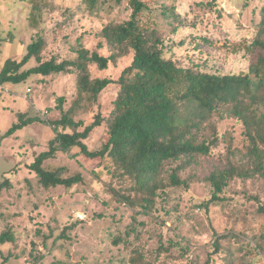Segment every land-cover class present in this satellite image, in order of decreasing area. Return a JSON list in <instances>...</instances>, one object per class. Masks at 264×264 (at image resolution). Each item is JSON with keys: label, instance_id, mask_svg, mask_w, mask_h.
<instances>
[{"label": "rangeland", "instance_id": "374dc122", "mask_svg": "<svg viewBox=\"0 0 264 264\" xmlns=\"http://www.w3.org/2000/svg\"><path fill=\"white\" fill-rule=\"evenodd\" d=\"M143 1L146 8L140 13L141 22L165 32L167 51L179 63L214 73L250 72L245 46L258 32L264 0H218L221 12L207 4L211 0ZM53 2L55 8L46 11L40 26L32 29L30 0H0V70L7 58H22L38 34L46 37L47 57H71L78 39L96 48L101 41L96 32L105 23L128 19L133 11L130 0L97 3L95 8L87 0ZM163 6L173 7L182 17V23L177 20L178 30L160 12ZM99 52L109 54L105 47ZM131 60L129 55L105 70L92 65L91 71L94 76L117 79ZM34 64L31 60L27 67ZM118 88L117 83L108 85L98 103L76 119L88 125L97 113L108 116ZM74 95L75 74L34 75L22 83L0 86V133L18 121L19 113L58 118L56 98L64 96L67 108ZM214 121L220 134L232 133L234 149L245 146L239 121L229 117ZM53 136L49 125L33 121L18 130L16 137L0 139V180L6 173L11 181L8 190L0 193V231L2 218L9 215L7 220L18 235L16 245L0 244V264H130L136 249L142 254L137 264H264V213L258 211L264 204V179H233L221 194L222 200L204 206L213 193L204 178L213 159L226 153L224 142L211 158L183 172L184 177L192 175L188 189H168L153 209L143 213L140 206L131 207L120 199V193H128L130 182L113 175L109 160L88 159L78 147L59 154L53 162L67 165L71 172L80 171L84 181L71 188L42 189L26 163L45 150ZM105 136L103 122L85 142L96 149ZM26 178L31 179L29 183ZM64 227H68L66 238L62 237ZM118 236L122 240L114 244ZM42 253L43 258L34 263V256Z\"/></svg>", "mask_w": 264, "mask_h": 264}, {"label": "trees", "instance_id": "16d2710c", "mask_svg": "<svg viewBox=\"0 0 264 264\" xmlns=\"http://www.w3.org/2000/svg\"><path fill=\"white\" fill-rule=\"evenodd\" d=\"M122 1L87 0L86 3L95 8L97 3L110 5ZM130 2L133 11L128 19L105 23L96 32L101 39L96 48H88L78 39L71 57H47L46 37L38 34L28 43L22 58L4 61L0 86L22 83L34 75L75 74V95L67 108H64V96L56 98L55 108L61 115L55 119L19 113L18 121L0 133V139L16 137L18 130L33 121L49 125L54 136L48 141L47 148L35 153L26 163L42 189L71 188L84 181L80 171L71 172L67 165L53 162L59 154L78 147L88 159L98 163L109 160L113 175L130 182L128 193H120V199L131 207L140 206L143 213L153 209L157 198L168 189H188L192 175L184 177L183 172L211 158L222 142L226 144V153L213 159L204 178L213 189L204 206L222 200L221 194L233 179H264V3L259 12L258 32L245 46L251 59V70L243 74L208 72L195 65L179 63L167 51L165 32L141 22L140 13L146 8L145 2ZM218 2L211 0L207 4L221 12ZM30 3L29 25L37 29L44 13L55 8L54 2L30 0ZM160 12L167 23L178 30L182 17L176 9L163 6ZM178 19L180 23H177ZM100 47H105L109 54H101ZM129 55L132 60L117 79L92 74V65L105 70ZM31 60L35 64L27 67ZM111 83H117L119 88L109 115L103 117L97 113L88 125L76 119L77 115L98 103L102 91ZM217 117L240 122L246 140L242 149L233 148L232 133H219L214 121ZM103 122L105 139L99 148L90 149L85 140ZM82 126L84 129H80ZM29 180L24 179L27 183ZM10 186L11 181L4 173L0 193ZM258 211L264 213V204ZM8 218L9 215L2 218L4 228L0 231V244L16 245L18 235ZM66 228L62 230L64 238ZM121 240V236L115 237L114 244ZM215 246L218 251V242ZM141 255L134 250L130 264H137ZM34 258L36 263L43 258V253ZM7 259L8 256L4 261Z\"/></svg>", "mask_w": 264, "mask_h": 264}]
</instances>
